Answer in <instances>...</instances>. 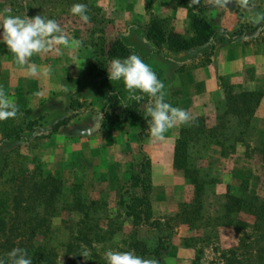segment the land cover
<instances>
[{"label": "rangeland", "instance_id": "1", "mask_svg": "<svg viewBox=\"0 0 264 264\" xmlns=\"http://www.w3.org/2000/svg\"><path fill=\"white\" fill-rule=\"evenodd\" d=\"M94 1L0 0V21L7 16L32 18L41 15L54 19L69 41L67 45L54 44L50 50L33 55L24 66L25 71H30L28 66L31 63L39 64L42 72L48 69L49 64L52 68L57 62V70L62 69L63 59L72 64L80 57V53L86 56L87 52H82L86 46H91L95 51L96 45L107 46L122 33L128 34L130 42L144 56L150 53L146 40L136 32L138 28L143 29L148 24L117 19L116 0H109L108 4ZM75 3L87 6L90 18L88 23L70 14L69 9ZM207 10L206 7L203 15L209 20ZM155 18L160 17L153 19ZM211 24L214 25L213 22ZM168 53L169 57L173 56V59L180 61L194 60L198 55L197 52L194 55L179 56ZM211 61L212 58H197L182 69L205 66ZM18 65L6 45L0 44V67L14 68ZM148 65L155 67L168 79L172 78L175 69L181 68L179 64L165 60L155 63L152 61ZM3 74L6 75L5 71ZM4 75L0 73V81ZM10 76L6 79L10 80ZM4 83L7 82H0V94L15 103L18 112L15 118L0 121V139L12 129L24 130L27 122L34 118H39L42 123L46 122L39 128L40 132L46 131L61 115L71 112L68 108L69 101L63 98L66 96L86 98V101L82 100L83 110L88 111L72 117L60 132L33 139L20 148H16L18 140L7 143L9 149L0 148V193L15 194L17 186H21L25 198L21 216L16 222L21 230L10 236L9 243L3 242L8 243L7 249L11 251L19 248V242L26 246L34 241L43 254V264H105V253L108 250L131 251L139 256L136 251L144 245L150 249L160 247L162 260L158 264H176L177 261L181 264H264V226L256 233L251 225L254 218L243 215L250 227L241 237L242 240H239L240 235L224 217L229 192L238 193L241 184L264 200V154L258 148L264 140V100L247 128L245 137L235 142V152L232 148H226L223 150L225 155H221L211 147V139L207 140L204 135L195 136L190 141L188 167L191 174L195 175L197 172L199 175L202 190H198L191 174L176 169L174 162L172 165L170 162L164 163L163 159L173 151L172 140L165 139L158 146L157 139L151 138L149 128L145 139L141 140L140 117L125 124L124 132L129 136V147L116 152V134L119 135L121 131L116 133L117 123L114 117L98 120L97 113L101 112L103 116L106 114L103 110L104 96L96 91L85 74L82 83L72 92L64 94L55 91L51 95V103L43 100L36 107L30 108L10 98L18 93L30 94L32 89L28 91L22 87L23 90H8ZM251 86L240 87L223 79L219 93L204 96L184 109L189 119L180 124V129L185 125L195 132L198 129L196 120L200 118L208 128L217 124L220 114L225 110L228 95H238L243 91H260L264 95V89L252 86L251 90ZM166 102L176 106L174 102ZM98 126L103 127L98 129ZM172 132L173 129L170 130V135L174 134ZM23 133L28 134L26 131ZM86 135H89V140H86ZM64 136L70 142L63 147L59 141H64L61 140ZM225 137L229 139L225 143H234V136ZM90 140L97 142L92 143ZM141 149L149 157L160 161L151 163L153 189L150 194V212L155 227L138 225L135 218H126L121 206L123 197L127 195L126 191H135L134 188L130 189V171L141 159ZM7 153L9 157L6 156ZM3 160H7L8 165H3ZM169 172L170 179H160L161 175ZM185 203L189 206L187 210ZM26 207L34 210L33 215L26 213ZM81 221L84 222L82 227L87 228L86 235L95 243L92 246L84 245L88 253L86 256H82L78 249L72 250L69 247L77 237L76 224ZM12 224L13 221L10 220L8 225ZM35 225L38 229L33 235L31 229ZM231 251L236 252V258L233 256L227 263L220 255ZM95 253L98 256L93 258ZM7 259L6 255L5 260ZM99 260L104 262L98 263Z\"/></svg>", "mask_w": 264, "mask_h": 264}, {"label": "trees", "instance_id": "2", "mask_svg": "<svg viewBox=\"0 0 264 264\" xmlns=\"http://www.w3.org/2000/svg\"><path fill=\"white\" fill-rule=\"evenodd\" d=\"M205 9V7H201L199 12L193 16L192 29L194 36L191 38H187L175 32L170 22L162 18L152 19L145 28H138L136 32L146 40V45L150 48V53L147 56H144L141 51L130 42L128 34H120L114 40L110 41L107 46L105 44L102 46H100V44L96 45L94 56L86 72V78L94 84L96 91L104 96L103 110L106 111V114L103 116L104 119L108 120L114 117L116 121L126 123L132 122L137 119V117H140L139 136L143 141L146 131L149 128L148 120L150 117L147 115V108L153 102L150 98H146L138 92L129 94L125 90L122 81L109 80L107 69L110 67L113 59L119 58L123 60L129 55L135 54L144 60L153 53L166 58V50L174 52H197V58L210 59L219 44L233 43L247 33H250L252 37L255 38L264 30V19H262L260 22L243 24L240 30L230 33L225 28L216 27L211 24L203 15ZM184 66L185 64L181 65L178 71L182 70ZM263 96V92L260 91H243L238 95H228L226 98L225 110L222 115L220 114L217 124L208 128L202 118L197 119L196 123L194 122L198 126L195 132L191 127L183 125L181 127L180 136L176 140L174 167L191 174L188 167V145L195 136L200 137L204 135V138L207 140L211 139V147L215 148L221 155H225L223 150L226 148H232V151L235 152L237 147L236 143L245 137V132L251 125ZM83 106V102L77 95L71 96L68 104V108L71 109V112L61 115V117L45 129L46 131L40 132L39 129L46 122H40L39 118L31 119L27 122L24 130H22V128H16V131L15 129L8 131L7 135H4V137L0 139V148L9 149L7 143L13 140L19 141L16 148H20L21 146L28 145L33 139L57 133L62 126L66 125L72 119V117L87 112L83 110ZM103 124L104 123H101V125ZM24 131L28 132V134L23 133ZM225 135H229L231 138L234 136V143H225L229 140ZM221 137H223V139ZM258 148H260L261 153L264 154V140L261 141V145H259ZM141 153V159L132 166L130 171L132 180L130 189L132 190L134 188L135 191H126L127 195L123 197L121 206L126 218H135L138 225H150L151 227H155L156 225L150 212V194L153 189L151 159L142 149ZM6 156L9 157V153H7ZM2 162L3 165H8L7 160L6 162H4V160ZM191 176L194 178L196 188L202 190L197 172L195 175L191 174ZM24 199L21 186H17V192H15V194L6 192L3 194L0 193V258L6 259L7 252L10 251L7 249L9 240L11 239L10 236L13 235L15 231L21 230L16 222L21 216L20 211L23 209V204H25ZM184 207L185 210L189 208L187 203H185ZM25 211L30 215L34 213V210H31L29 207H26ZM243 215L254 218V223L251 225H253L256 233L264 226V200L258 195L251 193L249 188L244 184H241L238 193L234 194L229 192L228 200L225 203L224 216L228 224L233 226L237 234L240 235L239 240H242L241 237L246 234V230L250 227V223L243 219ZM10 220L13 221L11 226L8 225ZM83 223L84 222L81 221L76 224V228L78 229L76 231L77 237L69 244L72 250L78 249L80 253L85 251L84 245L92 246L95 244L93 240L89 239L86 235L87 228L84 229V227H82ZM37 227L36 225L32 227L31 233L33 235L36 234ZM33 242L34 241L26 246H24L25 244L23 242H19L18 247L22 249L24 246L23 250L32 260V264H43L41 258L43 254L40 252L41 249ZM136 252H138L141 258L151 254L156 256L158 262L162 260L161 250L158 246L150 249L148 246L144 245ZM95 254L93 258L98 256L97 253ZM235 255L236 252L231 251L223 252L220 256L228 263ZM103 262L104 260H99L98 263Z\"/></svg>", "mask_w": 264, "mask_h": 264}, {"label": "crops", "instance_id": "3", "mask_svg": "<svg viewBox=\"0 0 264 264\" xmlns=\"http://www.w3.org/2000/svg\"><path fill=\"white\" fill-rule=\"evenodd\" d=\"M108 1L109 0H95L94 2L108 4ZM230 1L232 0H219V2H217V0H198V2L194 4L192 0H116V18L149 24L154 17L159 16L162 19L170 21V25L175 32L187 38H191L194 36L192 19L193 16L199 12L201 7L208 8V18L214 25L225 28L230 33L240 30L243 24L257 22L258 18L264 15V0ZM260 21H262V19L259 20V22ZM86 47L87 48L82 49V52H87L86 56L80 53V57L72 64H70V61L68 62V60L63 59L64 65H62V69L59 68L58 70V62L55 63L52 68L48 63V69L44 70V73L41 71L42 67L39 64L31 63V66L34 65L36 67L35 72L37 74H34L35 72L31 73L30 71H25V67L21 65L14 68L0 67V73L2 75H4L3 71L6 73V75L1 76L0 82L3 83L6 81L7 83L4 84H7L8 90H15L16 88L23 90L24 88L30 91L32 89L30 94L26 92L11 95L10 99L25 107H36L43 100H47L48 103H51L53 101L51 96L53 92L60 91L67 94L82 83L83 76L84 74L86 75L94 55L93 48L91 46ZM168 52L174 56L195 54V52L190 51L174 52L166 50V58L153 53L144 59L143 62L149 64L152 61L155 63L158 60H165L169 63L179 64V66L185 64V67H187L191 61L195 62L197 59L196 56L194 60L185 59L180 61V59H173V56L169 57ZM211 58L212 61L205 66H192L189 69L185 68L179 71L177 68L173 72L172 78L169 79L168 77L165 78L162 76V74L152 66L151 69L156 73L157 78L164 84L162 90L164 93V100L174 102L176 105L175 107L184 110L193 103H197V101L201 100L204 96L216 92L219 93L222 88L223 79L224 81L229 80L232 84H237L240 87L242 85H252L254 87L256 86L258 89H264V30L255 38H253L250 33H247L233 43L219 44ZM60 62L61 61H59V63ZM31 66H28V68ZM9 75H11V79L7 80L6 78ZM251 90H253V87ZM144 97L149 98L146 95H144ZM63 98L67 101L70 100L68 96ZM80 100L86 101L87 99L80 98ZM263 100L264 96L262 98V101ZM96 116L99 121H102L103 114L101 112L97 113ZM116 123V133L119 130L121 131L119 135L118 133L116 134V152H121L129 147V136L124 132L125 124L129 122L124 123L116 121ZM64 127L65 125L62 126L58 132L62 131ZM101 128L102 127L98 126V129ZM171 129H173L172 133H174L172 135H170ZM171 129L164 134V139L155 140L158 146H161L162 143L165 142V139L173 141L174 146L172 153L163 159L164 163L167 164L170 162L172 165L174 162L176 140L180 136L181 131L180 124L175 125ZM86 136V140H89V135ZM52 137L55 138L54 136ZM66 138L67 137L64 136L63 139H61L64 141H59L61 142L60 145L63 147L70 142V140ZM90 141L92 143L97 142L95 140ZM150 159H152L151 163L153 164L160 162L152 157H150ZM154 168L155 167H153V169ZM170 178V172L160 177V179ZM142 259L146 261H155L156 264H158L156 256L151 254L142 257ZM176 264H181V262L177 261Z\"/></svg>", "mask_w": 264, "mask_h": 264}, {"label": "clouds", "instance_id": "4", "mask_svg": "<svg viewBox=\"0 0 264 264\" xmlns=\"http://www.w3.org/2000/svg\"><path fill=\"white\" fill-rule=\"evenodd\" d=\"M192 2L195 4L198 0ZM69 11L70 14L78 16L82 22H89L85 4L75 3ZM261 19H264V15L260 16L257 22ZM68 43L67 37L62 34V29L54 19L41 15L32 18L7 16L0 21V44L6 45L15 62L21 66L27 65L33 55L50 50L54 44ZM29 70L34 73L36 67L33 65ZM107 74L110 81H122L129 94L138 92L153 101L147 108L151 138L162 140L165 138L164 134L173 126L188 121L189 116L185 110L173 107L164 100L162 91L164 84L139 56L132 54L123 60L113 59ZM17 112L15 103L0 94V121L15 118ZM86 255L88 253L84 251L82 256ZM7 257V261L0 258V264H32L27 253L20 248L12 249L7 253ZM105 264H156V262L143 260L131 251L108 250L105 253Z\"/></svg>", "mask_w": 264, "mask_h": 264}]
</instances>
